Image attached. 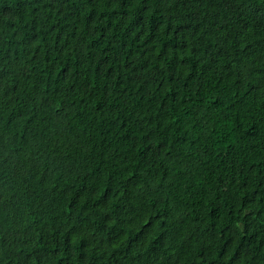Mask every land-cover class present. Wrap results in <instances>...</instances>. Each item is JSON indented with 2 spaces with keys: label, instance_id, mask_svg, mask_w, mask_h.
<instances>
[{
  "label": "trees",
  "instance_id": "16d2710c",
  "mask_svg": "<svg viewBox=\"0 0 264 264\" xmlns=\"http://www.w3.org/2000/svg\"><path fill=\"white\" fill-rule=\"evenodd\" d=\"M0 264H264V0H0Z\"/></svg>",
  "mask_w": 264,
  "mask_h": 264
}]
</instances>
